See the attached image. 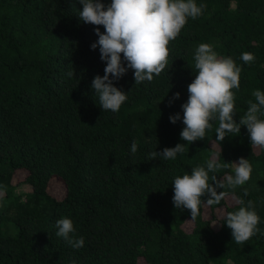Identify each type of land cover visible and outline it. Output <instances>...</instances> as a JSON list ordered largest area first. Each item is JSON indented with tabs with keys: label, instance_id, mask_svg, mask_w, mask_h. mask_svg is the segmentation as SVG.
<instances>
[{
	"label": "trees",
	"instance_id": "1",
	"mask_svg": "<svg viewBox=\"0 0 264 264\" xmlns=\"http://www.w3.org/2000/svg\"><path fill=\"white\" fill-rule=\"evenodd\" d=\"M196 2L206 8L171 42L160 75L136 84L129 69L114 81L128 98L112 112L102 111L90 87L105 62L99 46L90 47L96 26L80 20L79 0H0V264H264V149L250 144L243 125L219 142L218 120L204 139L188 143L179 135L200 43L242 68L235 121L255 102L252 93L264 92V0ZM243 52L255 60L244 63ZM177 112L173 124L169 116ZM177 143L185 151L176 159H149ZM219 152L230 167L210 176L234 174L231 162L244 157L251 179L217 188L225 192L219 204L202 198L192 220L189 210L174 207L172 181ZM22 183L31 190L16 192ZM240 198L252 200L260 216V231L244 244L224 224ZM65 216L85 239L80 249L56 235L55 221Z\"/></svg>",
	"mask_w": 264,
	"mask_h": 264
},
{
	"label": "clouds",
	"instance_id": "2",
	"mask_svg": "<svg viewBox=\"0 0 264 264\" xmlns=\"http://www.w3.org/2000/svg\"><path fill=\"white\" fill-rule=\"evenodd\" d=\"M79 3L82 5L78 12L80 20L96 26L94 32L98 39L90 47L96 49L99 46L100 60L105 62L104 74H96L90 87L98 96L102 111L112 112H118L128 98L127 92L118 88L114 81L120 80L129 69L133 70L136 84L151 82L154 76L160 75L168 67L171 42L179 36L189 18L196 19L206 8L196 0H111L107 5L102 0H79ZM99 26H103V32ZM240 59L247 64L253 62L255 56L251 52H243ZM194 68V79L187 85V100L181 104L184 124L179 133L181 140L191 143L204 139L206 131L212 127L211 121L218 120L216 139L219 142L228 134H239L243 125L249 134L250 144L264 149V92L257 89L252 93L255 102H247V110L237 122L233 119L236 113L233 90L240 87L241 66L231 56L218 54L212 44L200 43L194 52ZM67 75L72 77L74 70ZM179 96V92L174 93L169 105ZM180 119L179 112L169 116L173 124ZM137 150V141L133 140L130 151L135 154ZM184 151L185 145L177 143L174 147L150 152L149 159L162 157L174 160L178 153ZM220 157V152L213 153L206 167L196 166L190 174L177 175L172 181L174 207L189 210L192 220L199 215L204 202L202 198H207L209 206L219 204L225 192H217V188L234 190L251 179L252 165L244 157L231 162L234 174L223 179L210 176V173L230 167L228 162L221 163ZM5 195L6 188L0 185V201ZM244 195H248L247 189ZM237 203L240 205L238 209L224 216V224L231 230L233 240L244 244L260 231V216L252 200L245 202L240 198ZM55 227L56 235L72 248L84 246L85 239L75 236L76 228L70 217L57 219ZM69 264H77V261L71 259Z\"/></svg>",
	"mask_w": 264,
	"mask_h": 264
},
{
	"label": "rangeland",
	"instance_id": "3",
	"mask_svg": "<svg viewBox=\"0 0 264 264\" xmlns=\"http://www.w3.org/2000/svg\"><path fill=\"white\" fill-rule=\"evenodd\" d=\"M29 190H31V187L27 183H22L16 187V192H18V193H23V192H26Z\"/></svg>",
	"mask_w": 264,
	"mask_h": 264
}]
</instances>
